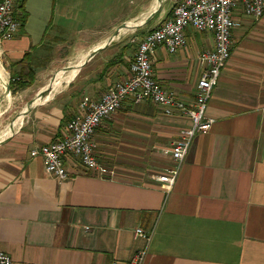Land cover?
I'll use <instances>...</instances> for the list:
<instances>
[{"label":"crops","instance_id":"0c3cea01","mask_svg":"<svg viewBox=\"0 0 264 264\" xmlns=\"http://www.w3.org/2000/svg\"><path fill=\"white\" fill-rule=\"evenodd\" d=\"M177 1H24L19 34L0 44V117L14 97L26 100L0 130V251L13 264H130L140 251L144 264H264V16L240 15L232 58L209 102L216 122L194 140L172 190L159 176L191 122L152 103L127 100L98 128L96 154L112 179L70 158V176L60 182L30 155L64 137L84 97L98 100L131 76L137 42L172 16ZM187 34V48L159 47L152 63L158 82L193 107L198 56L215 40ZM72 70L55 91L53 80ZM14 78L31 83L12 89ZM137 228L150 240L135 237Z\"/></svg>","mask_w":264,"mask_h":264},{"label":"built area","instance_id":"2783aa9c","mask_svg":"<svg viewBox=\"0 0 264 264\" xmlns=\"http://www.w3.org/2000/svg\"><path fill=\"white\" fill-rule=\"evenodd\" d=\"M17 3V0H0V44L13 40L21 30ZM241 14L260 20L264 16V0H178L172 16L137 42L131 76L110 85L98 100L84 97L78 113L67 123L64 137L32 150L31 157L43 158L46 173L60 182L70 176L65 166L70 158L77 159L88 172L112 179L114 170L105 166L96 154L94 136L98 128L127 100L135 104L152 103L162 108L166 116L179 115L191 122L172 144L169 151L172 164L159 176L167 190H172L194 140L210 132L216 122L208 115L209 102L222 71L232 58L233 33L241 26ZM190 29L212 34L215 40L213 49L198 56L203 71L195 87L193 107L158 82L152 63V56L159 47H165L171 54L187 48ZM135 237L150 240L141 228L135 230ZM145 256L146 251L138 252L130 264H144ZM0 264H13V260L0 251Z\"/></svg>","mask_w":264,"mask_h":264},{"label":"rangeland","instance_id":"374dc122","mask_svg":"<svg viewBox=\"0 0 264 264\" xmlns=\"http://www.w3.org/2000/svg\"><path fill=\"white\" fill-rule=\"evenodd\" d=\"M64 77H66V76H64ZM59 80H60V78H59ZM57 83H59V81H57L55 78L52 82L53 89L54 88L56 89ZM6 97L10 98V95L7 94ZM17 97H14L15 98L14 103H13L12 107L9 109V111L0 117V130L6 129L9 126V124L14 120V118H16L18 116V114L24 109L26 100L24 98L23 99H20V98L16 99ZM3 106L5 108L6 104L4 103ZM4 108H3V110H5ZM7 135H5V136H7Z\"/></svg>","mask_w":264,"mask_h":264},{"label":"trees","instance_id":"16d2710c","mask_svg":"<svg viewBox=\"0 0 264 264\" xmlns=\"http://www.w3.org/2000/svg\"><path fill=\"white\" fill-rule=\"evenodd\" d=\"M24 1L25 0H22L18 5L19 17H20L22 24H24L27 19V14L25 13V10H24ZM30 83L31 82H16V78H14V81L11 82V88L13 89L16 86L17 87L16 90H21L27 87V85H30Z\"/></svg>","mask_w":264,"mask_h":264},{"label":"bare ground","instance_id":"6f19581e","mask_svg":"<svg viewBox=\"0 0 264 264\" xmlns=\"http://www.w3.org/2000/svg\"><path fill=\"white\" fill-rule=\"evenodd\" d=\"M83 59V58H82ZM1 71V74H2V76H4L3 74V71L2 70H0ZM78 71V68L76 69V72ZM64 76H66V77H64ZM74 77V71L72 70V71H70V73L68 74V75H62V77H61V79H60V83L56 86V89H55V91H57L58 89H60L61 88V86H62V84H67V83H69L70 82V80L72 79ZM5 83V82H4ZM0 87L2 88V87H4V84H3V79H2V77L0 76ZM6 90V89H5ZM7 94H5V96H6Z\"/></svg>","mask_w":264,"mask_h":264},{"label":"water","instance_id":"95a60500","mask_svg":"<svg viewBox=\"0 0 264 264\" xmlns=\"http://www.w3.org/2000/svg\"><path fill=\"white\" fill-rule=\"evenodd\" d=\"M6 94H11V90H10V86H9V84L7 85V88H6Z\"/></svg>","mask_w":264,"mask_h":264}]
</instances>
